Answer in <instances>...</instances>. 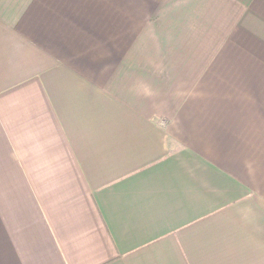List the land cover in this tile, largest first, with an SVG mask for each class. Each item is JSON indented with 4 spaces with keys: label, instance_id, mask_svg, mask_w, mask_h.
Returning <instances> with one entry per match:
<instances>
[{
    "label": "crops",
    "instance_id": "1",
    "mask_svg": "<svg viewBox=\"0 0 264 264\" xmlns=\"http://www.w3.org/2000/svg\"><path fill=\"white\" fill-rule=\"evenodd\" d=\"M0 264H264V0H0Z\"/></svg>",
    "mask_w": 264,
    "mask_h": 264
}]
</instances>
